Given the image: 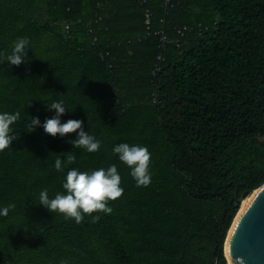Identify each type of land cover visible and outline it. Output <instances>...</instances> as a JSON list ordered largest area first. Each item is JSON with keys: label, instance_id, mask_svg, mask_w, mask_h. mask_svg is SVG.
I'll return each instance as SVG.
<instances>
[{"label": "trees", "instance_id": "16d2710c", "mask_svg": "<svg viewBox=\"0 0 264 264\" xmlns=\"http://www.w3.org/2000/svg\"><path fill=\"white\" fill-rule=\"evenodd\" d=\"M179 2L165 14L147 0L145 25L138 0H0V54L28 37L26 62H0V111L20 112L0 151V205H14L0 216V264H226L238 199L264 183V0ZM53 99L100 140L95 152L67 143L75 133L30 131ZM120 142L151 153L148 185L111 152ZM111 163L123 192L109 213L75 223L37 204L67 168Z\"/></svg>", "mask_w": 264, "mask_h": 264}, {"label": "clouds", "instance_id": "9594fccd", "mask_svg": "<svg viewBox=\"0 0 264 264\" xmlns=\"http://www.w3.org/2000/svg\"><path fill=\"white\" fill-rule=\"evenodd\" d=\"M27 49L28 37H16L8 53L0 54V62L7 61L8 66L20 65L28 59ZM44 106L51 115L43 120L39 116H28L27 127L30 131L40 128L44 134L51 137H64L65 134L75 133L66 141L73 148H83L86 152H95L98 149L100 140L81 127L82 122L79 118L61 120V116L67 109L62 99H53ZM19 116V111H0V151L17 139L18 135L11 130L10 125ZM66 152L69 154L63 157V161L59 156L54 159L52 166L55 170L63 171L62 164H68L74 160L72 151ZM111 152L116 154L117 159L128 168L129 175L137 185L146 186L150 183L148 165L151 153L145 145L120 142L113 145ZM60 186L62 191H57L52 196L48 195L47 188H41L37 194V204L50 213L72 218L75 223H79L85 214L109 213L111 205L107 201L114 200L123 192L120 186V173L115 163L108 164L107 167H96L84 171L69 167L64 172ZM13 207L12 203L0 205V216H5ZM91 218L97 217L93 215Z\"/></svg>", "mask_w": 264, "mask_h": 264}, {"label": "water", "instance_id": "95a60500", "mask_svg": "<svg viewBox=\"0 0 264 264\" xmlns=\"http://www.w3.org/2000/svg\"><path fill=\"white\" fill-rule=\"evenodd\" d=\"M260 139L264 141V137ZM251 191L255 193L234 216L226 234V252L231 264H264V183L243 192L238 203Z\"/></svg>", "mask_w": 264, "mask_h": 264}, {"label": "built area", "instance_id": "2783aa9c", "mask_svg": "<svg viewBox=\"0 0 264 264\" xmlns=\"http://www.w3.org/2000/svg\"><path fill=\"white\" fill-rule=\"evenodd\" d=\"M161 1V6L162 9H164V13L166 14L173 6L179 5V0H160ZM139 5L144 6V22L145 25H149L151 22V10L150 8L147 6V0H138ZM99 17H96V20H98ZM64 29L68 30V25H64ZM183 29L185 30L186 27H183ZM88 33L90 34L91 31H88ZM148 35L150 34L149 32L147 33ZM155 35L158 36V48L160 49V51L162 52L165 48V45L169 42V39L166 35V33L164 32V30L160 29V30H156L154 32ZM159 52L156 60L161 61L163 56L162 53ZM153 101H154V96L152 97Z\"/></svg>", "mask_w": 264, "mask_h": 264}, {"label": "bare ground", "instance_id": "6f19581e", "mask_svg": "<svg viewBox=\"0 0 264 264\" xmlns=\"http://www.w3.org/2000/svg\"><path fill=\"white\" fill-rule=\"evenodd\" d=\"M254 193H255V191H251L249 194H247V195L243 198V200L240 202L241 204H240V207L238 208V211H237L236 215H237L238 213L241 212V210L243 209V207L245 206V204L248 202V200L251 198V196H252ZM226 246H227V242H226V240H225V244H224V247H223L224 255H225V258H226L227 264H231V263H230V260H229V258H228L227 252H226Z\"/></svg>", "mask_w": 264, "mask_h": 264}, {"label": "rangeland", "instance_id": "374dc122", "mask_svg": "<svg viewBox=\"0 0 264 264\" xmlns=\"http://www.w3.org/2000/svg\"><path fill=\"white\" fill-rule=\"evenodd\" d=\"M241 204V203H240ZM240 204H239V207H240ZM238 211V210H237ZM224 252V251H223Z\"/></svg>", "mask_w": 264, "mask_h": 264}]
</instances>
